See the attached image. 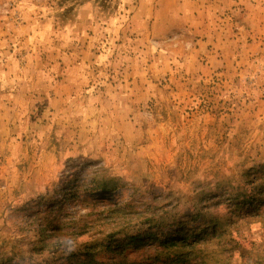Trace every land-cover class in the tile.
<instances>
[{
	"label": "rangeland",
	"instance_id": "rangeland-1",
	"mask_svg": "<svg viewBox=\"0 0 264 264\" xmlns=\"http://www.w3.org/2000/svg\"><path fill=\"white\" fill-rule=\"evenodd\" d=\"M74 186L153 234L72 264H264V0H0V264L69 262L30 218Z\"/></svg>",
	"mask_w": 264,
	"mask_h": 264
},
{
	"label": "trees",
	"instance_id": "trees-1",
	"mask_svg": "<svg viewBox=\"0 0 264 264\" xmlns=\"http://www.w3.org/2000/svg\"><path fill=\"white\" fill-rule=\"evenodd\" d=\"M98 181V180H97ZM112 181L99 180L96 183V179L91 181L89 186L90 192H102L111 193L115 189L110 188ZM75 186L71 187L68 192L64 194L62 200H57L56 204L46 209L39 210L31 215L32 230L35 232V244L36 247L32 250L34 253L42 254L54 253L60 256L62 253L58 252V248L70 249L68 258L79 244L78 241L83 236L93 237L96 235H105L107 238L114 239L118 235H125L130 231L135 233L131 236H125V240L133 242L135 239H141L151 237V222L150 216L146 212H138L133 210L129 205L126 204H107L99 205L103 203L99 199L84 200L82 201L83 206L88 211L85 215L79 216L77 212H67L64 210V202L67 198L77 197ZM99 206L106 207L102 212H97L96 208ZM58 207V208H55ZM57 209V210H56ZM149 212V210H145ZM141 226L139 228H136ZM145 228L143 234L140 233ZM104 236V237H105ZM139 242H142L139 240ZM96 245L103 246L102 242H92ZM186 243V242H182ZM106 245V244H105ZM109 246V244H108ZM89 246L83 247L88 249ZM57 249V250H56ZM89 250V249H88ZM88 250L84 253V259L81 262L75 264H89V252ZM87 260V261H86ZM67 264H72L69 262Z\"/></svg>",
	"mask_w": 264,
	"mask_h": 264
},
{
	"label": "bare ground",
	"instance_id": "bare-ground-1",
	"mask_svg": "<svg viewBox=\"0 0 264 264\" xmlns=\"http://www.w3.org/2000/svg\"><path fill=\"white\" fill-rule=\"evenodd\" d=\"M98 194H100V193H98ZM102 194V193H101ZM106 196H107V194L106 193H104ZM96 195V194H95ZM97 196V195H96ZM96 196H94L95 198H96ZM109 196V195H108ZM101 198H103V197H101Z\"/></svg>",
	"mask_w": 264,
	"mask_h": 264
}]
</instances>
